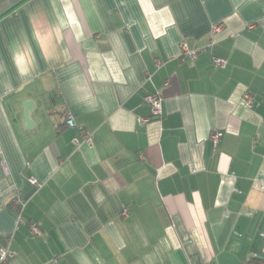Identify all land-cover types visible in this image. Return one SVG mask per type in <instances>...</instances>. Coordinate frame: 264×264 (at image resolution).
I'll return each mask as SVG.
<instances>
[{
	"label": "crops",
	"instance_id": "1",
	"mask_svg": "<svg viewBox=\"0 0 264 264\" xmlns=\"http://www.w3.org/2000/svg\"><path fill=\"white\" fill-rule=\"evenodd\" d=\"M0 147L10 264H264V0H21Z\"/></svg>",
	"mask_w": 264,
	"mask_h": 264
},
{
	"label": "built area",
	"instance_id": "2",
	"mask_svg": "<svg viewBox=\"0 0 264 264\" xmlns=\"http://www.w3.org/2000/svg\"><path fill=\"white\" fill-rule=\"evenodd\" d=\"M215 29H217V27H215ZM182 50L183 53L189 57L191 60L195 57L196 55V51L194 50H190L187 48L186 44L183 43L182 45ZM212 62L214 65L217 66H222L225 64V60L222 58H218V57H214L212 59ZM246 98H247V104L250 105V98H251V94H246ZM145 101L150 105L151 107V112L152 115L157 117L161 114V104H160V97L157 93H148L145 95L144 97ZM148 121V119H142V122H146ZM65 125L66 126H74L75 125V121L73 119L72 116L67 115L65 117ZM79 132H80V137L83 139V141L85 142H90L91 141V134L88 131H85L84 129H82V127H79ZM220 132L216 131L214 133L211 134V139L213 140L214 143H216L220 137ZM73 143L75 146H79L81 144V141L78 137H74L73 139ZM0 170H3L6 172V161H5V157L3 154V151L0 147ZM31 181L33 183H36L35 179H31ZM16 205H21V201H17ZM31 231L33 233H40L41 228L39 223L34 222L31 224ZM13 257V252L9 249L6 248H1L0 249V264H10V260Z\"/></svg>",
	"mask_w": 264,
	"mask_h": 264
},
{
	"label": "water",
	"instance_id": "3",
	"mask_svg": "<svg viewBox=\"0 0 264 264\" xmlns=\"http://www.w3.org/2000/svg\"><path fill=\"white\" fill-rule=\"evenodd\" d=\"M21 0H0V14L12 8L15 4Z\"/></svg>",
	"mask_w": 264,
	"mask_h": 264
},
{
	"label": "trees",
	"instance_id": "4",
	"mask_svg": "<svg viewBox=\"0 0 264 264\" xmlns=\"http://www.w3.org/2000/svg\"><path fill=\"white\" fill-rule=\"evenodd\" d=\"M64 122H65V119H64ZM20 208H21V205H16V202H15V210L17 212H19L20 211Z\"/></svg>",
	"mask_w": 264,
	"mask_h": 264
},
{
	"label": "rangeland",
	"instance_id": "5",
	"mask_svg": "<svg viewBox=\"0 0 264 264\" xmlns=\"http://www.w3.org/2000/svg\"><path fill=\"white\" fill-rule=\"evenodd\" d=\"M17 4H18V3H17ZM17 4H15V5H17ZM15 5H14V6H15ZM14 6H13V7H14Z\"/></svg>",
	"mask_w": 264,
	"mask_h": 264
}]
</instances>
